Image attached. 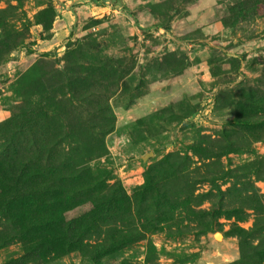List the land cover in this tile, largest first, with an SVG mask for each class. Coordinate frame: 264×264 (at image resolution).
<instances>
[{
	"label": "rangeland",
	"instance_id": "rangeland-1",
	"mask_svg": "<svg viewBox=\"0 0 264 264\" xmlns=\"http://www.w3.org/2000/svg\"><path fill=\"white\" fill-rule=\"evenodd\" d=\"M45 157L125 198L45 228L0 179V264L263 256L264 0H0V163Z\"/></svg>",
	"mask_w": 264,
	"mask_h": 264
},
{
	"label": "trees",
	"instance_id": "trees-1",
	"mask_svg": "<svg viewBox=\"0 0 264 264\" xmlns=\"http://www.w3.org/2000/svg\"><path fill=\"white\" fill-rule=\"evenodd\" d=\"M240 123L246 124V121H241ZM32 159L26 161L23 160V162L18 163L13 160L6 161L5 159L2 164L0 163V179L5 185V190H8L9 187H15V189L18 188V191L25 193L26 197H30V204L34 203L39 206L28 208V212L31 211L34 214H36V211L44 212L32 217L30 216V218L48 219L47 221L45 220V222L42 221L39 224V227H45L46 224H49V222L53 224V222L58 223L61 220H65V213L74 210V207L77 206H86L87 208H89L87 210V217L88 220L93 222L95 216L101 217L105 212L112 213L110 209L113 210L114 206H118V204L123 202V199L125 198V196L121 195V192L119 193L118 190H112V192L109 194L103 192L99 195L95 188V182L90 181L87 186L83 188L81 187V191H79L78 188L73 189L72 193L75 198L76 196H79L83 199L79 200L74 206L73 204L69 205V194L65 190L61 189L63 185L58 181L59 179H61L59 178L61 174L58 177H56L55 174L57 168L54 167L53 169L51 165L48 166V157H45V165L41 164L38 161L37 164L32 165ZM30 186L35 189L31 190ZM4 188V196H6L8 193L4 190ZM50 195H52V198H49ZM6 199L7 198H5V200ZM7 206H9L8 202ZM41 206H43V208H41ZM44 206L52 209L44 208ZM82 216L71 218V220H77L78 218H80V220L83 221L84 219L81 218ZM49 226L51 227L50 224ZM73 238L74 240H71ZM75 239H77L78 241H76ZM81 243H83V240L79 238L76 231L73 229L72 237L68 236L67 240L68 250H73V248L77 244ZM248 247L249 244L247 245L244 241L241 242V256L239 259L240 264H257L264 261V255L260 258H257V256L254 255L253 251L251 252V254H248L246 252ZM112 248L113 247L106 246V244H102V249H105V253L111 252ZM249 248L250 250L253 249V247Z\"/></svg>",
	"mask_w": 264,
	"mask_h": 264
},
{
	"label": "water",
	"instance_id": "water-1",
	"mask_svg": "<svg viewBox=\"0 0 264 264\" xmlns=\"http://www.w3.org/2000/svg\"><path fill=\"white\" fill-rule=\"evenodd\" d=\"M148 155H149V154H147V155H144V156H143V159H144V160H146V159H147V157H148ZM218 235H219V237L221 236V234H220V233L216 234V236H217V237H218Z\"/></svg>",
	"mask_w": 264,
	"mask_h": 264
}]
</instances>
